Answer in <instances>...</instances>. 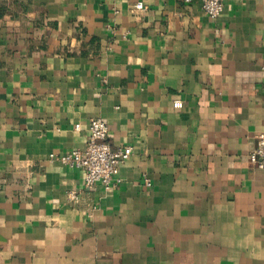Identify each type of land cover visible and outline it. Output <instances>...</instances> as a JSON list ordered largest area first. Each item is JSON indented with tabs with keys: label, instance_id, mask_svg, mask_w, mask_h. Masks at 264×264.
Returning a JSON list of instances; mask_svg holds the SVG:
<instances>
[{
	"label": "crops",
	"instance_id": "1",
	"mask_svg": "<svg viewBox=\"0 0 264 264\" xmlns=\"http://www.w3.org/2000/svg\"><path fill=\"white\" fill-rule=\"evenodd\" d=\"M262 132L264 0H0V264H264Z\"/></svg>",
	"mask_w": 264,
	"mask_h": 264
},
{
	"label": "built area",
	"instance_id": "2",
	"mask_svg": "<svg viewBox=\"0 0 264 264\" xmlns=\"http://www.w3.org/2000/svg\"><path fill=\"white\" fill-rule=\"evenodd\" d=\"M137 7L142 8L143 3H138ZM202 8L209 17L216 19L223 12L224 0H202ZM174 105L180 107L182 104L176 101ZM89 128V137L84 148H76L65 154H51V157L68 166L84 170L86 188H94L100 184L105 190H112L120 182L119 168L130 157L133 148H113L108 140V124L102 118H92ZM76 129H80L79 124ZM252 157L258 167L264 169V132L258 135ZM71 197H75V194L72 193Z\"/></svg>",
	"mask_w": 264,
	"mask_h": 264
}]
</instances>
